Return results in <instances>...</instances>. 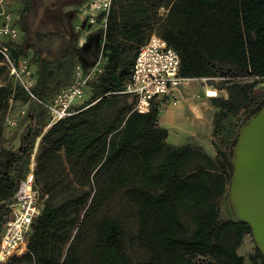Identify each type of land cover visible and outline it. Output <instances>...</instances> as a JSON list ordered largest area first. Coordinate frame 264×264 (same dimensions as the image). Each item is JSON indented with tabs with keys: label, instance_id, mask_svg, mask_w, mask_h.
Instances as JSON below:
<instances>
[{
	"label": "trees",
	"instance_id": "1",
	"mask_svg": "<svg viewBox=\"0 0 264 264\" xmlns=\"http://www.w3.org/2000/svg\"><path fill=\"white\" fill-rule=\"evenodd\" d=\"M160 6L155 0H111L100 74L88 87L96 86V102L53 124L41 139L37 158L39 173L64 150L70 169L84 177L87 186L93 185V195L80 222L76 218L87 198L68 195L58 204L46 202L32 225L27 252L20 260L23 263L80 264L78 244L91 227L94 264H244L236 250L251 228L245 222L219 220L218 201L231 179L225 154L212 144L219 160L216 164L199 146H169L166 130L158 126V103L147 112L133 110V104L128 103L111 122L101 120L111 98L119 95L128 81L138 49L153 34L178 54L182 79L209 78L223 65H230L240 75L239 80L264 81V0H179L175 23H160L156 14ZM30 7L31 0H24L22 15ZM5 45L16 59L25 57L21 45ZM72 56L71 51H64L58 66L36 56L28 61L38 68L32 90L37 100L47 104L69 85ZM2 75L0 114L7 110L10 99L28 100L26 92L8 79L6 68L0 65V78ZM234 86L236 92L227 100L210 99L217 109L212 136L228 149L236 143L241 107L252 104L246 86ZM33 122L34 118L17 153L1 151L0 202L17 192L13 167L32 151L40 135ZM120 189H124L123 203L136 211L135 243L148 253V262L132 263L124 250L119 221L112 216L99 217ZM184 214L193 222L192 232L182 221ZM12 219V213L0 205V230ZM256 252L259 262L251 256L252 264H264L260 251Z\"/></svg>",
	"mask_w": 264,
	"mask_h": 264
},
{
	"label": "rangeland",
	"instance_id": "2",
	"mask_svg": "<svg viewBox=\"0 0 264 264\" xmlns=\"http://www.w3.org/2000/svg\"><path fill=\"white\" fill-rule=\"evenodd\" d=\"M38 1L39 0H31V7L29 11L26 15H22L18 23L19 39L17 43L21 45L23 50L24 47L27 48V55H24L25 58L27 59V56H31V58L35 56L41 57L53 63L55 66H58L59 58L62 53L64 51H71L73 54L72 60H80L78 59L80 55V47L85 42L86 33L95 32L100 25V19L97 18L95 23L92 24L93 26L90 23H87L85 27L84 23H79L77 17L78 8L80 6L78 8L77 6H73L72 8H65L63 10L56 11L55 15L59 20V24L56 25L57 31H53V33L50 31L43 32L44 34L46 33L45 35L36 34V39L38 40V43L45 48L51 45L50 41L52 39L57 40L61 43L60 51L55 52L53 49L42 51L38 49L32 42H28V32L30 31V27L26 20L27 17L32 16L36 12V3ZM155 2H159L161 4V6L156 11L157 17L160 19V23H164L165 21L169 23H175V19L178 16L176 13L179 7V0H155ZM78 26L79 28H77ZM68 29L72 30V40L68 35L65 34L67 33ZM101 53L102 50L100 47L98 51L95 52L92 61H96L98 58H101ZM29 60L30 58L28 61ZM32 66L33 65H30L31 73L37 74L35 68ZM239 79L240 75L237 74L233 67L230 65H223L216 73H214V75L209 78L195 79L194 81L190 82L186 81L184 85H181L188 88V94H182L180 91L181 87H179L176 91L175 97H172L171 101L166 98L156 105V107L159 108L158 113L162 115L160 125H166L163 126L164 128L161 126L159 127L166 130L168 143H170L169 136L171 133H174L176 136L180 137L175 145L183 146L185 144L194 143L195 140L192 137L193 133H196V131L198 132V127L196 124L199 122V124L204 126L202 127L201 133L209 134V137H212L211 145H215L217 149L225 154L230 166L229 172H231V179L227 183L222 198L218 201L219 204L221 203L222 207L224 206L223 213H225V215L221 212V207H219V217L221 219H226L231 215H233V217L241 216L236 198L233 196L231 190V181L234 175L238 145L236 142L233 147L228 149L221 145V141L219 139L213 138V115L217 112V109H214V107L212 109V106L209 105L210 103L208 100L210 98L205 97V90H214L217 92L218 98L227 100L236 92L234 85H238V87L246 86V93L248 94L249 100L252 104L246 105L245 103L240 109L238 115L239 121L237 136L239 139L242 131L249 125L259 110L263 107L262 100L264 99V81L257 79ZM4 82L5 76L2 75L0 78V87L4 84ZM95 88L96 86H93L92 89L89 88L85 90L84 96L81 99H76L73 102L74 106H79V108L72 109L73 113H78L80 110L86 109L88 106L93 105L96 102V93L98 90ZM106 97H109V95H106ZM10 100L11 101H8L7 110L0 114V162L2 150L17 153L24 146V141L28 135V125L32 118H34L33 128L35 130H39L40 135L36 137L32 151L21 163L13 167L12 176L17 183V192L10 199L0 202V205H4L14 215V213L17 212L23 213L27 205L32 202L34 207L40 213L44 204L48 201H53V203L58 204L66 199L68 195H73L74 197H78L81 200L87 198L85 205L79 208V215L76 218L77 222H80L83 212L93 195V183L91 184L92 186H87L86 179L81 177L76 171L70 169L64 150H61L57 154L58 156L52 157L48 161L50 163L46 165L45 170H40L38 173L37 158L42 148L41 139L49 130L51 120L45 109L36 106V104L32 102L14 99ZM17 101L19 103L16 104ZM126 106H129L126 97L116 95L115 97L111 98L110 107L103 114L101 121L108 123L111 122L112 119L118 113L122 112ZM21 111L25 112L24 115L20 114ZM9 122H14V125H10ZM172 140L176 141V137H173ZM213 145L212 148L214 149L215 153L214 162L217 164L219 160ZM199 164L201 166L204 165V163L201 161ZM216 169L217 171H220V168L216 167ZM30 175L33 176V179L30 183L31 190L27 191L26 193H21L20 186ZM123 192L124 189H120L109 198L100 211L99 217H115L119 221L124 232L125 253L128 255L132 263H145L148 262L149 255L135 243L138 233L136 211L123 203ZM182 221L188 227L189 231L192 232L194 225L190 216L185 214L182 215ZM33 224H31L28 228H24V241L26 243L32 233L31 228ZM75 233L76 227L71 233L70 240L75 235ZM245 241L248 244V251H250L245 257V264H252L250 260L251 256L259 262V257L256 252L258 248L253 238L252 232L245 236ZM92 243L93 230L90 227L83 236L82 241L78 244L77 255L80 258V264H94V258L92 256ZM23 253L24 250L21 246L17 256H13V258H11L7 264H25L20 261L25 255Z\"/></svg>",
	"mask_w": 264,
	"mask_h": 264
},
{
	"label": "built area",
	"instance_id": "3",
	"mask_svg": "<svg viewBox=\"0 0 264 264\" xmlns=\"http://www.w3.org/2000/svg\"><path fill=\"white\" fill-rule=\"evenodd\" d=\"M110 7L111 0H88L78 8L79 23L86 20L92 25L97 18L100 19L98 28L102 32V43ZM5 21L8 23V16H5ZM18 36L19 32L7 25L0 28V53L2 54L0 65L6 68L8 79L26 92L28 95L27 102L35 103L45 109L51 120V127L58 121L71 116L73 114L72 109L79 108V106H74L73 102L76 99H81L85 90L97 80L100 74V58L89 65H86L81 59H73L74 67L69 85L60 90L49 103L44 104L37 100L32 92L36 84V74L31 73L28 61L21 57L16 59L5 45L6 42L15 43ZM179 67L178 54L158 36L151 35L146 43L138 49L129 79L117 94L126 96L127 100L133 104V110L147 112L152 104H157L166 98L171 101L179 86L187 81L180 78ZM24 113V111L20 112L21 115ZM9 124L14 125V122H9ZM32 179L33 176L30 175L21 184V193L31 190ZM39 214L34 204L30 202L23 213L12 214L13 219L1 228L0 264H6L13 256H17L21 246L24 250L23 254H25L27 243L24 241V228L33 224ZM197 259L202 260L204 258L198 257Z\"/></svg>",
	"mask_w": 264,
	"mask_h": 264
},
{
	"label": "water",
	"instance_id": "4",
	"mask_svg": "<svg viewBox=\"0 0 264 264\" xmlns=\"http://www.w3.org/2000/svg\"><path fill=\"white\" fill-rule=\"evenodd\" d=\"M42 14V9L38 10L34 26H31L28 32V42L46 51L36 39L35 26L42 18ZM30 18L31 16L27 19L30 21ZM93 62L84 63L89 65ZM236 142L238 153L231 190L241 216L234 217L251 228L257 248L264 257V106L242 131L239 139L237 137Z\"/></svg>",
	"mask_w": 264,
	"mask_h": 264
},
{
	"label": "flooded vegetation",
	"instance_id": "5",
	"mask_svg": "<svg viewBox=\"0 0 264 264\" xmlns=\"http://www.w3.org/2000/svg\"><path fill=\"white\" fill-rule=\"evenodd\" d=\"M87 1L88 0H39L36 3V12L31 16L30 21L26 19L27 23L29 24V27L31 26L33 27L34 19L37 16L38 10L42 9L43 12L42 18L38 21L37 25L35 26L36 34H44L43 32H48V31L52 33L53 31L56 32L57 31L56 25L59 24V20L58 17L55 15V12L59 10H63L65 8L66 9L72 8L73 6H77L78 8ZM82 23H84V26L86 27L87 24L86 20ZM65 34L68 35L71 40L73 39L72 30L68 29L67 33ZM50 44L51 45H49V47H46V51H48L49 49H53L55 52H58L61 48V43L58 42L57 40L52 39L50 41ZM101 46H102V32L98 28L96 29L95 32L88 33L86 35L85 42L80 47L81 49L78 59L90 63L91 59H93L95 52H97Z\"/></svg>",
	"mask_w": 264,
	"mask_h": 264
},
{
	"label": "crops",
	"instance_id": "6",
	"mask_svg": "<svg viewBox=\"0 0 264 264\" xmlns=\"http://www.w3.org/2000/svg\"><path fill=\"white\" fill-rule=\"evenodd\" d=\"M24 8V0H0V28L3 27L4 25H7L13 29H15L16 31L19 32L18 29V23L20 21V18L22 17V11ZM5 16L9 17V21L8 23L5 21ZM19 39V36H18ZM18 39L15 41V44H18ZM7 43V42H6ZM24 53H27V48L24 47ZM27 55V54H26ZM23 59L27 60L30 58L31 56H27V59L25 57H22ZM32 67L35 68L36 72L38 70L37 66L33 65ZM195 79H193L194 81ZM190 82V81H189ZM185 84V83H184ZM182 84V85H184ZM180 91L182 94H188L189 92H187L188 88L184 87V86H179ZM165 100V99H164ZM20 101V100H19ZM208 102L210 103V99L208 100ZM19 103L18 101L16 102V104ZM23 103V102H22ZM128 103H130V101L128 100ZM211 105V103L209 104ZM212 106V105H211ZM213 109V106H212ZM215 109V108H214ZM161 114H158V126H161L162 128H164L163 126L166 125H160V121H161ZM197 127H198V132L196 131V133H193V139L195 140L194 143L191 144H185V145H190V146H199L201 147L205 153L212 159L214 160L215 157V153H214V149L212 148L211 145V140L212 137H209V134H202V127H204L203 125L199 124V122H197ZM200 138H204V140H206L205 145H207L205 148L202 141L200 140ZM166 143L174 148L180 147L182 145H171L170 143L167 142L166 139ZM221 201V200H220ZM219 207H221V203L219 204ZM219 214H220V208H219ZM220 221H234V222H240L238 219H236L235 217H233V215L229 216L226 219H221L219 217ZM250 251H248V244L245 241V237L242 240V243L240 244V246L237 248L236 253L238 256L242 257L244 259V264L246 262L245 257L246 255L249 253Z\"/></svg>",
	"mask_w": 264,
	"mask_h": 264
},
{
	"label": "bare ground",
	"instance_id": "7",
	"mask_svg": "<svg viewBox=\"0 0 264 264\" xmlns=\"http://www.w3.org/2000/svg\"><path fill=\"white\" fill-rule=\"evenodd\" d=\"M186 80L187 81H193V79H186ZM205 97L211 99V98H216L218 96H217V92L214 91V90H205ZM206 131H205V133H206ZM173 137H176V141L175 140H172ZM179 138L180 137L179 136H176V134L171 133L170 136H169V142H170V144L171 145H175V143L179 140ZM167 140H168V138H167ZM200 140L202 141V143L205 146V148H207L206 145H205L206 140H204V138H200ZM27 190H29V188H27ZM25 191H26V188H25ZM221 212L222 213L224 212V206L223 207L221 206ZM223 214L225 215V213H223Z\"/></svg>",
	"mask_w": 264,
	"mask_h": 264
}]
</instances>
